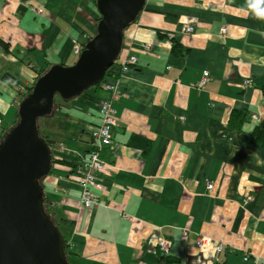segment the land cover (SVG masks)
Wrapping results in <instances>:
<instances>
[{"label": "crops", "instance_id": "obj_1", "mask_svg": "<svg viewBox=\"0 0 264 264\" xmlns=\"http://www.w3.org/2000/svg\"><path fill=\"white\" fill-rule=\"evenodd\" d=\"M82 16L97 23L94 0H0L2 136L18 123L21 84L34 81L44 59L67 67L78 60L72 39L92 35ZM187 24L195 25L193 35L184 33ZM174 41L181 52H173ZM129 55L138 64L117 77L124 94L113 103L114 144L103 152L109 175L94 189L100 206L84 208L82 188L68 175L89 157L106 94L89 89L47 116V131L57 133L45 203L75 263L264 264V146L253 136L264 121V20L248 0H146L119 60ZM205 71L210 80L196 89ZM247 78L252 88L243 86ZM241 114L250 119L239 131L231 118ZM247 195L253 200L244 204ZM201 235L225 246L218 262L212 248L198 249ZM158 237L171 241L168 254Z\"/></svg>", "mask_w": 264, "mask_h": 264}, {"label": "water", "instance_id": "obj_2", "mask_svg": "<svg viewBox=\"0 0 264 264\" xmlns=\"http://www.w3.org/2000/svg\"><path fill=\"white\" fill-rule=\"evenodd\" d=\"M145 4L146 0H97V33L75 64L53 66L18 105L19 121L0 141V264H69L63 234L44 207L43 180L52 172L56 141L42 139L37 124L45 119L48 128L47 116L55 104L70 105L103 82L121 55L125 31Z\"/></svg>", "mask_w": 264, "mask_h": 264}, {"label": "built area", "instance_id": "obj_3", "mask_svg": "<svg viewBox=\"0 0 264 264\" xmlns=\"http://www.w3.org/2000/svg\"><path fill=\"white\" fill-rule=\"evenodd\" d=\"M33 10L38 14L42 15V10ZM184 33L187 35L194 32V28L186 26L184 28ZM220 36L226 38L227 28L223 27ZM74 44V53L77 56H80L82 53L81 45L76 41H73ZM145 51L151 50L150 44H144L141 46ZM121 64V75L126 74L130 71L131 68L135 67L138 64V58L134 55H129L123 60L118 61ZM107 74V73H106ZM210 80V75L207 71L203 73L202 78L194 85L197 89H202L205 87ZM243 86L245 88H252L253 83L250 78H247L243 81ZM104 90L109 94V97L103 99L99 103V113L101 117V124L91 129V135L93 137V148L89 152L88 159L83 163L77 174H73L68 178L72 181L78 183L82 188V204L84 208L90 209L98 207L101 205L99 198L95 195L94 189L101 187L100 177L109 175V169L111 164L107 163L103 158V152L112 147L114 144V131L118 126V118L116 117V112L114 109L113 103L118 101L124 94L122 87L118 84V78L114 76H106L103 80ZM254 120H258L257 116L252 117ZM184 121V117L181 118ZM2 133L0 131V141ZM207 190L212 192L214 190V184L212 182L207 183ZM253 200L251 195H247L243 203L247 204ZM124 216V215H123ZM183 240H188L189 233L183 231ZM157 244L159 250L163 254H168L171 247V241L163 237L157 238ZM197 246L199 250L210 249L212 248L215 253L214 260L219 261V256L225 250V246L222 242H219L211 237L206 235H201L198 238ZM245 261L249 260V256H246Z\"/></svg>", "mask_w": 264, "mask_h": 264}, {"label": "trees", "instance_id": "obj_4", "mask_svg": "<svg viewBox=\"0 0 264 264\" xmlns=\"http://www.w3.org/2000/svg\"><path fill=\"white\" fill-rule=\"evenodd\" d=\"M97 0H94V2L96 3ZM34 7H32V11L34 14L38 15L34 10H33ZM36 9V8H34ZM36 10H41V9H36ZM38 16H41V15H38ZM100 13H99V17L97 19V22L99 21L100 19ZM186 26H189V27H192L194 28V32H195V25L193 24H187L184 26V28ZM183 28V30H184ZM223 28V27H222ZM87 30V29H86ZM222 30V29H221ZM97 32V31H96ZM191 33L189 35H193L194 34ZM221 32V31H220ZM186 34V33H185ZM184 34V35H185ZM95 35H85L84 34V43H81L79 42V40L77 39H72V45H73V50H74V44H73V41H76L78 44L81 45V48H82V51L84 50V46L85 44L94 37ZM1 44L3 45V47H7L8 44L7 43H4V42H1ZM176 46H178V43L174 41L173 43V52L174 53H179L181 52V49L180 48H177ZM150 51V50H149ZM148 52V51H147ZM56 64L55 63H52L51 61H49L48 59H44V65L38 69L35 70V73H36V78L34 79V81H32L30 84H21L22 86V89L21 91L23 92L21 94V97H20V101H22L28 94H30L32 92V88L34 86V83L36 80H38L42 75H44L45 73H47L53 66H55ZM58 65H61V64H58ZM62 66H66V65H62ZM67 67V66H66ZM121 64L119 62L116 63V65L112 66L108 71H107V74L106 76H114V77H120L121 75ZM196 88V87H195ZM91 89H94L95 93L101 97V95H103L104 93L106 94V97L108 98L109 97V94L104 90V87H103V82L94 86L93 88ZM197 89V88H196ZM62 105H67V104H62ZM61 107V104H55L54 105V109L53 111H56L57 108H60ZM62 108V107H61ZM52 111V113H53ZM180 120H182L181 118L182 117H179ZM249 119L250 117H247L246 115H240V117L237 119V121L235 120V118H231V125L232 126H235V127H238L240 129L241 125L249 122ZM42 120H45V119H41L38 121V124H37V128H38V132H39V136L42 138V139H45L47 141L49 140H55L53 139V135L52 133L48 132L47 128L45 127V129L43 127L40 126V121L43 122ZM50 120V118L48 119ZM19 121V120H18ZM183 121V120H182ZM184 121H185V117H184ZM42 124V123H41ZM242 129H240L239 131H241ZM253 136L256 140V142L262 146H264V121H262L253 131ZM54 159V158H53ZM57 162H61V163H66V164H73V163H69L66 158L64 157H60L59 159H56ZM81 168V167H80ZM79 168V169H80ZM79 169L75 172H71L69 173L68 177L71 176V175H75L78 173ZM102 176L100 177V180H101ZM69 179V178H68ZM70 181H72L71 179H69ZM44 207H45V212L47 213V215H49V217L51 218L52 222L55 224V226H58V218H57V215L50 209V205L46 204L44 202ZM59 227V226H58ZM160 251V250H159ZM161 254H163L161 251H160ZM64 254L66 256V260L69 264H76L75 263V259H74V256H75V253H74V250L71 248V246L68 244V242L65 240L64 241Z\"/></svg>", "mask_w": 264, "mask_h": 264}, {"label": "clouds", "instance_id": "obj_5", "mask_svg": "<svg viewBox=\"0 0 264 264\" xmlns=\"http://www.w3.org/2000/svg\"><path fill=\"white\" fill-rule=\"evenodd\" d=\"M248 10L252 11L256 18L264 20V0H248Z\"/></svg>", "mask_w": 264, "mask_h": 264}, {"label": "rangeland", "instance_id": "obj_6", "mask_svg": "<svg viewBox=\"0 0 264 264\" xmlns=\"http://www.w3.org/2000/svg\"><path fill=\"white\" fill-rule=\"evenodd\" d=\"M88 7H90V6H88ZM90 20V18H87V17H84V16H82L81 17V22L83 23V27L85 28V29H87L88 30V32H90L92 35L94 34V35H96V30H97V23L94 25V26H91V25H88V21ZM72 49H73V47H72ZM78 59V58H77ZM89 91V90H88ZM84 93H87V91L86 92H84ZM92 97L94 98V99H97V97H96V95L95 94H93L92 95ZM80 100L82 99V98H79ZM72 101V100H71ZM65 111H68V109H65ZM43 122H41L40 121V126L41 127H43L44 129H45V121H47V120H42ZM49 121V120H48ZM42 123V124H41ZM10 128V127H9ZM8 128V129H9ZM48 193H50L49 191H47ZM50 209H51V206H50Z\"/></svg>", "mask_w": 264, "mask_h": 264}]
</instances>
